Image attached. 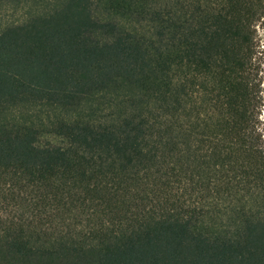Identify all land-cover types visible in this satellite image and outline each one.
I'll use <instances>...</instances> for the list:
<instances>
[{
  "label": "trees",
  "instance_id": "16d2710c",
  "mask_svg": "<svg viewBox=\"0 0 264 264\" xmlns=\"http://www.w3.org/2000/svg\"><path fill=\"white\" fill-rule=\"evenodd\" d=\"M0 264H264V0H0Z\"/></svg>",
  "mask_w": 264,
  "mask_h": 264
},
{
  "label": "rangeland",
  "instance_id": "374dc122",
  "mask_svg": "<svg viewBox=\"0 0 264 264\" xmlns=\"http://www.w3.org/2000/svg\"><path fill=\"white\" fill-rule=\"evenodd\" d=\"M24 6L17 5H2L0 6V27L7 25L8 23L20 21L25 16ZM260 41L264 48V26L260 29ZM262 119L264 121V110L262 113Z\"/></svg>",
  "mask_w": 264,
  "mask_h": 264
}]
</instances>
